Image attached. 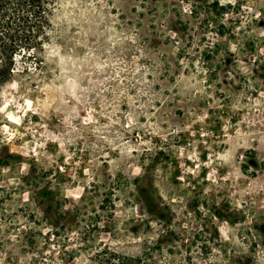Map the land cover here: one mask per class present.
Masks as SVG:
<instances>
[{
	"label": "rangeland",
	"instance_id": "obj_1",
	"mask_svg": "<svg viewBox=\"0 0 264 264\" xmlns=\"http://www.w3.org/2000/svg\"><path fill=\"white\" fill-rule=\"evenodd\" d=\"M50 1L0 88V264H264V0Z\"/></svg>",
	"mask_w": 264,
	"mask_h": 264
},
{
	"label": "trees",
	"instance_id": "obj_2",
	"mask_svg": "<svg viewBox=\"0 0 264 264\" xmlns=\"http://www.w3.org/2000/svg\"><path fill=\"white\" fill-rule=\"evenodd\" d=\"M51 4L50 0H0V88L18 73L16 58L26 53L27 58L35 57L47 40ZM22 64L21 72L26 69ZM106 263L137 264V260L111 253Z\"/></svg>",
	"mask_w": 264,
	"mask_h": 264
}]
</instances>
